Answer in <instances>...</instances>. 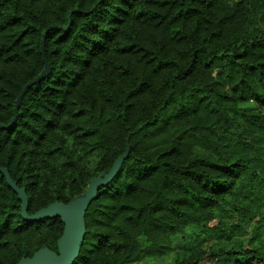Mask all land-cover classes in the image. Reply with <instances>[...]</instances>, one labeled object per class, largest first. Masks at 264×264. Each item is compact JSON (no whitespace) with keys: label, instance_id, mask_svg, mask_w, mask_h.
Listing matches in <instances>:
<instances>
[{"label":"trees","instance_id":"1","mask_svg":"<svg viewBox=\"0 0 264 264\" xmlns=\"http://www.w3.org/2000/svg\"><path fill=\"white\" fill-rule=\"evenodd\" d=\"M116 161L72 264H264V0H0V264L64 229L1 169L32 216Z\"/></svg>","mask_w":264,"mask_h":264},{"label":"water","instance_id":"2","mask_svg":"<svg viewBox=\"0 0 264 264\" xmlns=\"http://www.w3.org/2000/svg\"><path fill=\"white\" fill-rule=\"evenodd\" d=\"M30 84H26L20 94L17 97L16 104L14 106V114L17 109V102L27 86ZM15 116H13L12 121H14ZM119 164V161H116L106 177L101 178L97 176L90 180V184L87 187L86 192L81 199V202L78 206H74L76 198L68 204L62 202H53L50 205L40 209L37 213L32 216H27L25 214V206H26V195L23 189L17 188L9 179L8 173L6 169H1L5 174L6 180L9 185L18 193V196L22 199V213L25 218L34 219L40 218L43 216H50L54 214H58L60 216V220L63 222L64 229L62 237L58 241V253H54L46 248H42L37 250L30 257H22L15 264H72L74 258L78 255L80 246L82 244L83 239V214L84 211L95 194L96 184L99 182L107 183Z\"/></svg>","mask_w":264,"mask_h":264},{"label":"rangeland","instance_id":"3","mask_svg":"<svg viewBox=\"0 0 264 264\" xmlns=\"http://www.w3.org/2000/svg\"><path fill=\"white\" fill-rule=\"evenodd\" d=\"M82 198H79L77 200H75L74 202V206H78L81 202ZM181 248H179V246H174L173 252L179 251ZM200 264H213L211 259H204L200 262Z\"/></svg>","mask_w":264,"mask_h":264}]
</instances>
